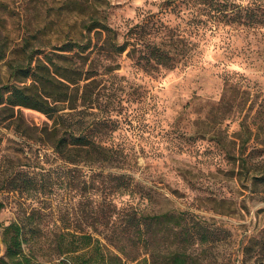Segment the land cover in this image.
<instances>
[{"label": "rangeland", "instance_id": "1", "mask_svg": "<svg viewBox=\"0 0 264 264\" xmlns=\"http://www.w3.org/2000/svg\"><path fill=\"white\" fill-rule=\"evenodd\" d=\"M248 5L264 13V0H0V88L9 79L8 61L21 49L46 51L82 38L84 25L96 20L113 27L120 42L134 25L157 28V38L168 43L172 37L186 56L149 74L127 49L118 67L99 77V100L80 116L93 132L109 133L126 160L122 168L68 164L1 121L0 181L20 169L34 176L35 188L0 190V239L5 225L34 211L37 233L27 237H38L35 259L56 264L47 249L55 234L112 231L111 217L104 223L98 217L100 201L101 213L109 215L106 176L128 173L152 197L133 196V204L151 214L184 212L207 229L208 244L193 251L196 264L264 261V186L250 174L239 176L213 141L234 139L239 123L264 109V25L247 27L227 17ZM19 113L31 127L51 123L33 108ZM4 252L0 242V257ZM149 257V248L128 249L129 264Z\"/></svg>", "mask_w": 264, "mask_h": 264}, {"label": "trees", "instance_id": "2", "mask_svg": "<svg viewBox=\"0 0 264 264\" xmlns=\"http://www.w3.org/2000/svg\"><path fill=\"white\" fill-rule=\"evenodd\" d=\"M227 17L229 22L236 21L247 27L264 25V13L257 14L249 5L236 12L232 10ZM84 27L87 35L82 38L65 40L46 51L21 49L15 54L18 59L8 61L9 79L0 88V122L8 120L16 131L35 138L68 164L122 168L126 160L110 144L109 133L93 132L80 116L86 109L94 108L99 100V77L111 74L118 67L116 60L127 49L126 56L149 74L159 68L171 69L186 56L172 37L168 43L157 38V28L134 25L120 42L117 31L104 22L96 20ZM2 50L0 43V54ZM23 107L40 111L51 123L41 129L31 127L19 113ZM253 117L239 123L234 139L216 136L213 141L223 150L227 163L238 166L239 176L250 174L256 186H264V109ZM32 131L33 135L29 133ZM106 179L109 215L101 213L105 204L100 201L98 217L102 223L106 219L110 222L111 217L112 231L99 232L97 237L70 231L55 234L47 249L50 257L57 260L56 264H129L134 261L127 259L129 247L149 248L150 257L143 259V264H196L193 252L196 244H208L205 227L195 225L184 212L151 214L133 204V196L152 197L148 188L135 181L131 174L112 172ZM34 188V176L20 169L14 177L0 181V190ZM124 196L128 199L123 200ZM2 209L0 202V211ZM33 219L34 211L21 221L3 227L0 242L5 252L0 264H43L35 259L38 237H27L28 232L37 233V227L32 226ZM107 246L112 247L113 252ZM248 264H264V261Z\"/></svg>", "mask_w": 264, "mask_h": 264}]
</instances>
